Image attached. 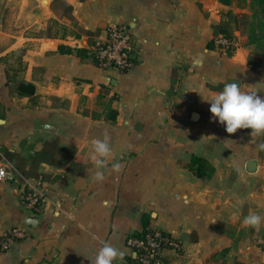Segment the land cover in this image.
<instances>
[{
  "label": "crops",
  "instance_id": "0c3cea01",
  "mask_svg": "<svg viewBox=\"0 0 264 264\" xmlns=\"http://www.w3.org/2000/svg\"><path fill=\"white\" fill-rule=\"evenodd\" d=\"M228 12L251 21L236 0H0V166L15 169L12 154L28 168L45 141L74 149L66 164L42 162L28 179L40 178L47 196L35 218L21 204L22 181L0 182V238L24 235L0 250V264H95L104 242L126 253L113 264H125L126 236L145 217L180 244L160 264H264V221L243 225L250 212L264 217V135L229 136L207 102L233 82L264 97V66L249 64L245 33L232 31L239 47L231 54L214 44ZM113 25L138 43L137 65L125 73L76 54ZM20 82L35 94L19 96ZM104 133L113 159L95 182L91 142ZM193 157L202 170H189ZM116 162L119 173L110 171Z\"/></svg>",
  "mask_w": 264,
  "mask_h": 264
},
{
  "label": "built area",
  "instance_id": "2783aa9c",
  "mask_svg": "<svg viewBox=\"0 0 264 264\" xmlns=\"http://www.w3.org/2000/svg\"><path fill=\"white\" fill-rule=\"evenodd\" d=\"M103 39H94L87 48V54L100 69L125 73L133 69L138 62V43L131 30L122 25L108 26ZM214 44L221 52L233 53L239 42L233 34L226 36L217 34ZM4 176L0 182L7 180L22 181L20 201L23 208L35 218L42 211L47 196L43 190L42 180L23 178L8 163L0 166ZM24 238L23 232L11 229L0 238V250L6 251L12 242ZM125 245L131 253V258L125 264H160L165 250H180V244L173 236L157 229L146 228L126 236Z\"/></svg>",
  "mask_w": 264,
  "mask_h": 264
},
{
  "label": "clouds",
  "instance_id": "9594fccd",
  "mask_svg": "<svg viewBox=\"0 0 264 264\" xmlns=\"http://www.w3.org/2000/svg\"><path fill=\"white\" fill-rule=\"evenodd\" d=\"M210 112L219 123L225 125V131L229 136L240 129H249L251 136L264 135V97L256 92L242 91L238 83H226L223 90L215 93L210 101ZM227 142V141H226ZM258 149L264 151V143L258 145ZM113 159V149L110 137L104 133L103 139H94L91 142L90 160L97 171L92 179L95 182H103L109 161ZM119 162L111 165L110 171L119 173L122 170ZM4 173L0 171V177ZM264 217L250 212L243 220V225L259 229ZM125 252L104 242L95 257V264H113L117 259L123 260Z\"/></svg>",
  "mask_w": 264,
  "mask_h": 264
},
{
  "label": "trees",
  "instance_id": "16d2710c",
  "mask_svg": "<svg viewBox=\"0 0 264 264\" xmlns=\"http://www.w3.org/2000/svg\"><path fill=\"white\" fill-rule=\"evenodd\" d=\"M238 4L246 5V0H236ZM219 2L224 6H230L233 0H219ZM250 2L257 7L256 9L261 13L263 18L258 19L257 22L249 20V17L245 14L235 15L228 12L226 15V20L221 22L217 27H214V34H224L230 36L234 29L242 30V33L248 28V35L246 36L248 46H257L264 41V0H250ZM208 49L213 48V44L210 42L207 44ZM59 51L63 52V47L59 46ZM69 52L71 50H68ZM78 57L82 60H88L95 65L93 59L87 55L85 52H77ZM231 54V53H228ZM249 64L253 67L264 66V56L258 57L257 60L253 59V55L249 58ZM16 92L19 96L32 97L35 94V88L32 84L26 82H20L16 87ZM107 119L114 120L116 113L114 111H109L107 114ZM249 130V129H246ZM74 154V149L71 147L60 146L57 140L45 141L41 151L36 152L30 159L29 167L26 168L27 160L19 157L17 155L7 154L9 160L15 158L14 167L18 173L25 179L37 177V169L40 163L48 162L53 165H63L72 159ZM205 162L200 159L193 157L191 163L189 164V170H193L195 165L202 170ZM197 175H200L198 171H195ZM147 227L146 217L143 224V229Z\"/></svg>",
  "mask_w": 264,
  "mask_h": 264
},
{
  "label": "rangeland",
  "instance_id": "374dc122",
  "mask_svg": "<svg viewBox=\"0 0 264 264\" xmlns=\"http://www.w3.org/2000/svg\"><path fill=\"white\" fill-rule=\"evenodd\" d=\"M248 6L249 10L251 11V21L253 22H257L258 19L263 18V16L261 15V13L256 9L257 7H255L251 2H249L248 4L245 5V7ZM5 24L2 25V28L4 29ZM245 35H248V28L245 31ZM247 41V40H246ZM6 45V41L3 39H0V49L1 48H5ZM251 50H252V55H253V59L257 60L258 57H263L264 56V41L261 42L260 45L257 46H251Z\"/></svg>",
  "mask_w": 264,
  "mask_h": 264
},
{
  "label": "water",
  "instance_id": "95a60500",
  "mask_svg": "<svg viewBox=\"0 0 264 264\" xmlns=\"http://www.w3.org/2000/svg\"><path fill=\"white\" fill-rule=\"evenodd\" d=\"M24 223L29 225V226H35L36 225V221L34 219H31V218L25 219Z\"/></svg>",
  "mask_w": 264,
  "mask_h": 264
}]
</instances>
